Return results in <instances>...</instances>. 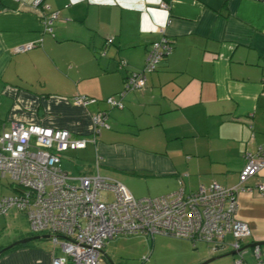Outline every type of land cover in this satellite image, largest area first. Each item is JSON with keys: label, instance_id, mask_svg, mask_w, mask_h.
I'll use <instances>...</instances> for the list:
<instances>
[{"label": "crops", "instance_id": "1", "mask_svg": "<svg viewBox=\"0 0 264 264\" xmlns=\"http://www.w3.org/2000/svg\"><path fill=\"white\" fill-rule=\"evenodd\" d=\"M163 37L170 50L143 85L115 94ZM77 95L96 100L77 103ZM97 113L107 126L61 156L68 176L99 174L135 197L237 184L245 151L264 143V0H0V132L23 122L90 140ZM257 183L264 167L236 195V215L251 229L245 244L264 242ZM13 192L0 174V197ZM16 216L27 224L15 206L0 211V229ZM48 235L26 225L0 232V250L34 236L3 250L0 264H52L64 252Z\"/></svg>", "mask_w": 264, "mask_h": 264}, {"label": "built area", "instance_id": "2", "mask_svg": "<svg viewBox=\"0 0 264 264\" xmlns=\"http://www.w3.org/2000/svg\"><path fill=\"white\" fill-rule=\"evenodd\" d=\"M40 3L41 0H32L33 5ZM55 14L51 12L45 18L49 30ZM29 47L30 44L19 45L16 50ZM169 50L170 43L164 37L151 42L143 68L124 77L120 95L141 87L144 72L155 69ZM74 100L85 104L96 98L77 95ZM105 100L112 106H122L112 96ZM92 119L90 140L73 137L67 129L23 122H14L0 132V174L7 175L17 186L15 193L0 197V211L15 206L25 213L33 232L51 233L54 244L64 252L62 256L54 255L52 264H105L104 244L118 235L133 233L200 240L213 250L226 245L225 236L230 233L234 237L231 247L240 257L227 264H264L258 244L252 245L255 261L248 262L243 257V239L251 235V229L236 215L237 193L251 190L243 182L264 167V143L253 151H245L235 185L211 182L190 191L179 186L166 194L135 197L119 181L99 174L71 177L61 167V156L66 150L84 147L87 141L95 140L100 127L107 126L101 113ZM255 187L264 194L263 183Z\"/></svg>", "mask_w": 264, "mask_h": 264}, {"label": "rangeland", "instance_id": "3", "mask_svg": "<svg viewBox=\"0 0 264 264\" xmlns=\"http://www.w3.org/2000/svg\"><path fill=\"white\" fill-rule=\"evenodd\" d=\"M115 94L118 95L119 92ZM8 221V224L0 229L3 236L11 237L25 225L27 233L30 232L28 222L25 224V219L23 221L20 216L10 217ZM247 238L248 236L243 239L244 242ZM233 241L234 237L228 233L225 236L227 244L213 250L204 241L193 242L188 238L170 234L154 233L152 236L145 233L121 234L107 241L105 264H198L210 257L230 251ZM261 248V257L264 260V244H261ZM242 255L248 262L256 260L253 246L246 247ZM239 257V253L223 255L206 264H227Z\"/></svg>", "mask_w": 264, "mask_h": 264}, {"label": "water", "instance_id": "4", "mask_svg": "<svg viewBox=\"0 0 264 264\" xmlns=\"http://www.w3.org/2000/svg\"><path fill=\"white\" fill-rule=\"evenodd\" d=\"M44 236H47V235H44ZM48 236H51V235H48ZM33 237H34V236L26 237V238H22V239H20V240L14 241V242H12V243L9 244V245L4 246V247L0 250V253H1L3 250H5L6 248L12 247V246H14V245H16V244H18V243L26 242V241H28L29 239L33 238ZM253 244L261 245V244H264V242H252V243L244 244V245H243V248H246V247H248V246H252ZM234 253H238V252H237L236 250L231 249L230 251H227V252H225V253H223V254H219V255H216V256L210 257V258H208V259H206V260H204V261H202V262H200V263H198V264H206L207 262H209V261H211V260H213V259H215V258L221 257V256H223V255L234 254Z\"/></svg>", "mask_w": 264, "mask_h": 264}, {"label": "trees", "instance_id": "5", "mask_svg": "<svg viewBox=\"0 0 264 264\" xmlns=\"http://www.w3.org/2000/svg\"><path fill=\"white\" fill-rule=\"evenodd\" d=\"M11 185L14 187V192L13 193H15L16 191H17V186L15 185V183L11 180ZM13 193H11V194H13ZM22 243H18V244H16V245H21Z\"/></svg>", "mask_w": 264, "mask_h": 264}]
</instances>
